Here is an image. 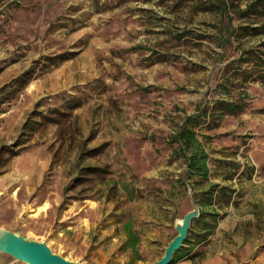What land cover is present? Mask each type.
I'll return each mask as SVG.
<instances>
[{
  "label": "rangeland",
  "instance_id": "374dc122",
  "mask_svg": "<svg viewBox=\"0 0 264 264\" xmlns=\"http://www.w3.org/2000/svg\"><path fill=\"white\" fill-rule=\"evenodd\" d=\"M205 1L0 0L1 226L82 264H154L193 207L169 137L200 104L247 92L244 110L199 130L211 172L197 192L233 194L174 264H264V84L220 85L244 50H264V5L244 16L256 0Z\"/></svg>",
  "mask_w": 264,
  "mask_h": 264
},
{
  "label": "trees",
  "instance_id": "16d2710c",
  "mask_svg": "<svg viewBox=\"0 0 264 264\" xmlns=\"http://www.w3.org/2000/svg\"><path fill=\"white\" fill-rule=\"evenodd\" d=\"M217 0L205 1L204 4L207 7L216 6L222 7L221 3H216ZM264 5V0H256L251 4L247 10H243L241 14L244 16L257 8V6ZM258 30L256 27H252ZM237 65H232L233 74H231L225 82H220L222 88H224L230 96L232 79L236 75L245 74L246 77H251L255 81H260L264 84V50L262 48H250L243 51V54L235 60ZM247 63L248 66H244ZM246 78V79H247ZM252 98L247 92H239L231 98H223L217 100L212 107L200 104L197 110L186 116L184 122L178 127V129L171 134L168 139V143L172 146V154L176 158H182L185 161L186 169L184 174L177 180L180 187L191 188L194 186L193 194L197 203L201 207V215L193 221V224L197 221H202L207 216V207L213 205L215 201L221 197L229 194L230 187L222 185L221 183H211L210 187L200 192L195 188V181L197 177L202 179H208L211 172L209 165V153L206 146L199 137V130L204 127H216L219 120L223 119L227 114H234L238 111L244 110L249 101L247 99ZM214 111L209 116V112ZM229 165H236L234 161H228ZM236 169L237 167H230V169ZM236 171V170H235ZM175 190L171 191V194L175 195ZM229 194L230 196H232ZM209 224V222H207ZM193 226V225H192ZM124 234L126 235L123 243L124 249H131L133 252V259H141L139 246L142 241L141 231L138 229L132 220L128 218L124 222ZM185 248L177 251L171 264H174L180 254Z\"/></svg>",
  "mask_w": 264,
  "mask_h": 264
},
{
  "label": "water",
  "instance_id": "95a60500",
  "mask_svg": "<svg viewBox=\"0 0 264 264\" xmlns=\"http://www.w3.org/2000/svg\"><path fill=\"white\" fill-rule=\"evenodd\" d=\"M192 209L183 217L177 218V233L169 241L164 254L154 264H171L177 251L181 250L189 237L193 221L200 217L201 207L193 192H190ZM0 252L8 254L27 264H82L54 251L47 240H38L0 225Z\"/></svg>",
  "mask_w": 264,
  "mask_h": 264
},
{
  "label": "crops",
  "instance_id": "0c3cea01",
  "mask_svg": "<svg viewBox=\"0 0 264 264\" xmlns=\"http://www.w3.org/2000/svg\"><path fill=\"white\" fill-rule=\"evenodd\" d=\"M0 264H22V263L8 254L0 253Z\"/></svg>",
  "mask_w": 264,
  "mask_h": 264
}]
</instances>
